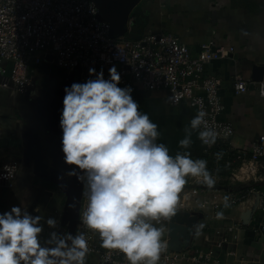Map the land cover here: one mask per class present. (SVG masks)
Returning <instances> with one entry per match:
<instances>
[{
    "label": "built area",
    "instance_id": "2783aa9c",
    "mask_svg": "<svg viewBox=\"0 0 264 264\" xmlns=\"http://www.w3.org/2000/svg\"><path fill=\"white\" fill-rule=\"evenodd\" d=\"M234 55L235 48L226 47L221 41L201 44L193 51L179 37L168 33L148 34L137 39L115 35L113 25L102 17L92 0H0V90L22 92L32 87L36 72L44 63L77 75L81 83L93 78L89 76V68L97 72L102 69L107 79L109 69L115 66L121 77L120 86L138 83L150 92L167 91L174 106L186 101L196 115L200 111L206 113L205 119L216 130L217 139L211 146L202 143L203 153L199 158L207 160L215 183L209 188L206 184L184 187L180 193L183 203L177 206L176 215L156 223L165 228L167 244L158 264H229L213 250L184 243L183 233L189 221L182 211L193 204L204 207L208 203L207 200L200 202V195L210 188H219L221 181L227 179L218 175L219 167L225 170L238 167L235 172L245 170L256 175L264 159V135L246 149L233 147L235 131L225 119L226 82L216 73L207 71V66L232 61ZM227 90L232 96L254 92L264 99V75L246 78L235 73ZM4 134L0 123V139ZM19 167L15 161L1 163L0 186L10 185ZM253 180L252 185L238 188L227 203L234 205L255 199L258 210L264 213V190ZM83 188L81 183L78 210L81 202L86 203L82 201ZM63 226L69 232V225L63 223ZM78 228L88 238L86 261L97 254V264H129L118 250L97 246L99 235L81 226L79 216L75 233ZM232 239L236 236L231 229L224 234L221 244Z\"/></svg>",
    "mask_w": 264,
    "mask_h": 264
},
{
    "label": "clouds",
    "instance_id": "9594fccd",
    "mask_svg": "<svg viewBox=\"0 0 264 264\" xmlns=\"http://www.w3.org/2000/svg\"><path fill=\"white\" fill-rule=\"evenodd\" d=\"M89 76L93 78L64 88L59 120L67 175L84 186L81 226L97 233L103 248L124 254L129 264H158L167 244L165 228L156 223L176 215L189 177L208 187L215 183L207 160L188 151L191 133L199 130L198 138L211 146L217 132L206 113L198 112L179 140L185 151L172 155L158 142L159 126L140 111L133 88L120 86L115 66L107 79L102 69L89 68ZM227 201L226 196L225 207ZM45 224L51 231L42 242ZM58 227L56 217L45 220L21 205L0 213V264H86V233L80 227L75 234Z\"/></svg>",
    "mask_w": 264,
    "mask_h": 264
},
{
    "label": "crops",
    "instance_id": "0c3cea01",
    "mask_svg": "<svg viewBox=\"0 0 264 264\" xmlns=\"http://www.w3.org/2000/svg\"><path fill=\"white\" fill-rule=\"evenodd\" d=\"M92 1L97 4L102 17L113 25L114 20L104 12L107 5L102 0ZM124 15L122 35L133 39L148 34L168 33L179 37L193 51L201 44L213 41H222L227 47H234V60L207 66L208 72L216 73L226 82L223 91V99L227 105L225 119L231 123L236 133L232 138V145L235 149H246L264 135V99L254 92L232 96L227 90L228 82L235 73L246 78L264 75V0H139ZM36 76L35 84L39 79L41 86L30 94L37 95L40 103L46 101L44 106L51 109L63 108L65 93L61 87H70L74 82L81 83L77 75L47 63L38 68ZM49 83L50 87H44ZM130 86L133 88V99L140 105V111L146 112L158 124L161 132L158 142L166 144L172 155L185 151L180 148L179 140L185 136V128L196 116L195 109L187 102L174 106L167 91L150 92L138 83ZM7 93L11 96L16 92ZM3 95L0 92V123L5 133L0 139V164L15 161L20 167L10 185L0 186V199H5L10 207L13 203L12 192L19 193L38 180V193L32 198L38 204L37 214L44 216L45 220L48 217H60L64 213V208L63 211L60 208L64 197L63 185L54 180L51 182L57 184L58 189H49L47 178L41 173V165L38 163L37 179L33 166L27 167L24 160L25 141L33 124L23 115L25 112H21V117L19 112L24 109L28 98L22 99L18 95L16 106L11 107L1 102ZM59 131L62 133L56 125L45 139L38 135V143L50 151H61L62 134L58 135ZM38 133L41 130L38 129ZM198 133L199 130L191 133L192 144L188 151L193 158L200 157L203 153ZM57 155L62 157V151L57 152ZM233 173L228 174L219 188H210L207 193L200 195V202L208 201L204 207L193 204L190 209L182 211L189 221L182 240L190 246L215 251L229 264H264V213L258 210L256 200L234 205L227 203L228 206L225 207L226 196L229 199L236 195L241 186L252 185L253 179L257 182L262 179L252 173ZM64 178L70 180L75 176L71 178L64 175L61 179ZM41 179L44 180V186L41 185ZM188 183L185 187H190V184L205 185L199 178H188ZM182 203L179 199L178 205ZM231 229L236 239L221 244L222 237ZM50 231L45 224L41 237L43 241Z\"/></svg>",
    "mask_w": 264,
    "mask_h": 264
},
{
    "label": "rangeland",
    "instance_id": "374dc122",
    "mask_svg": "<svg viewBox=\"0 0 264 264\" xmlns=\"http://www.w3.org/2000/svg\"><path fill=\"white\" fill-rule=\"evenodd\" d=\"M221 43L224 46H226L222 41H221ZM52 67H55V66H52ZM36 78H37V76H36ZM38 80H37L35 85H33L32 87H30V88H28L22 92L13 91L16 93L11 94V96H10V94L7 93L9 91L0 90V92H2L4 94L1 102H3V104H5V105L15 107L16 103H17V96L18 95H19V97L21 96L22 99L28 98V101L26 102L25 106H23L24 109L23 110L21 109V111L19 112V116L20 115L22 116V113H21L22 111L25 112V113H23V115L25 114V117H27L29 122L33 124V129L27 135V138L25 141L26 149H25L24 160H25L27 167L33 166L32 168H33L34 172L36 173L37 179H38V163H39L41 165L40 169H42L41 173H42L43 177L47 178L46 181L49 184V183H52L51 181H54V180L60 181L64 175H67V173L70 171V168H69V166H67L64 163V157L57 155V152H61L59 149H58V151L56 149H53V151H50L49 149H45L43 147V145L41 146V144L38 143V135H41L42 138L45 139V137L50 135V131L53 130L56 125L59 126V120H60V115H61V111H62L61 108L60 109L47 108L46 106H44L46 104L45 103L46 101L40 103V102H38V96L37 95L30 94V92H32V91L33 92L37 91L38 86H41V81L40 80L38 81ZM50 85H51V83H49V85H45L44 87H50ZM64 88L65 87H63V88L61 87L62 90H64ZM12 95H16V96H12ZM25 95H28V97ZM184 102H186V101H184ZM184 102H182V103H184ZM16 116H18V114ZM38 129L41 130V133H38ZM45 133H47V134H45ZM60 134H62V133H60V131H59L58 135H60ZM38 146H39V149H38ZM232 170H238V167H234V169H232ZM232 170L226 171L224 169V167H219L217 173L222 178L223 177L228 178V174L230 172L231 173L234 172L238 175H239V173H240V175H246L247 174V172L245 170H243L241 172L240 171L235 172ZM256 176L258 178L262 179L261 181L258 180V185L259 186L261 185L260 187L264 188V159L261 161V163L258 167V171H257ZM73 177H71V178H73ZM231 177L232 176H229V178H231ZM69 181H71V180H69ZM40 182H41V185L44 186V180L41 179ZM221 183H224V181H221ZM227 183L228 182H226V184ZM37 193H38V180L36 183L32 184L31 186H27V189H24L19 193L12 192L11 200L13 201V203L10 207H9V205L6 204L5 199H4V201L2 199H0V213L10 210V208L13 205H21L23 208L27 209L31 214L36 215L38 213V204L34 203L32 198ZM65 204H66V195L64 194V197H62V201H61V207H60L61 211H63V208H65ZM35 209L37 210V212H35ZM63 217H64V213L62 216L57 217L58 220L60 219L59 220V227L57 230L61 231V232L65 231V227L63 226ZM42 242H43V240H42ZM97 246H99L100 248H103L101 246V240L98 242ZM97 263H98V255L97 254H93L91 256V258L88 261H86V264H97Z\"/></svg>",
    "mask_w": 264,
    "mask_h": 264
},
{
    "label": "water",
    "instance_id": "95a60500",
    "mask_svg": "<svg viewBox=\"0 0 264 264\" xmlns=\"http://www.w3.org/2000/svg\"><path fill=\"white\" fill-rule=\"evenodd\" d=\"M104 4L107 5L104 7L105 15L114 20L113 23V34L122 35L124 32L125 22L123 21L125 12H128L139 0H102ZM106 2V3H105ZM123 6V9H121ZM64 178L60 180V183L63 185L62 190L66 195V204L64 208V217L63 223L69 225V232L75 234L76 221L79 216L78 202L80 198V187L81 182L74 179ZM65 184V185H64ZM75 202L76 207H70ZM187 231V230H186Z\"/></svg>",
    "mask_w": 264,
    "mask_h": 264
},
{
    "label": "trees",
    "instance_id": "16d2710c",
    "mask_svg": "<svg viewBox=\"0 0 264 264\" xmlns=\"http://www.w3.org/2000/svg\"><path fill=\"white\" fill-rule=\"evenodd\" d=\"M228 170H231V169H228ZM228 170H226V171H228ZM48 188L51 190H56V189H58V185L55 183H49Z\"/></svg>",
    "mask_w": 264,
    "mask_h": 264
}]
</instances>
